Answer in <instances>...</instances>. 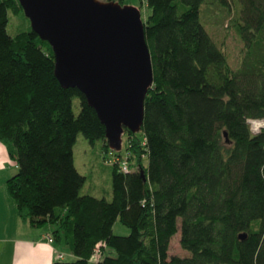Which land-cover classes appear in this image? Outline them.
<instances>
[{
	"label": "trees",
	"instance_id": "trees-1",
	"mask_svg": "<svg viewBox=\"0 0 264 264\" xmlns=\"http://www.w3.org/2000/svg\"><path fill=\"white\" fill-rule=\"evenodd\" d=\"M210 1L240 4L238 70L202 22ZM147 8L155 80L141 132L126 129L130 172L120 156L108 200L82 194L88 178L74 157L80 134L112 152L105 125L80 90L62 86L50 43L33 28L9 34L10 12L27 16L19 0H0V142L19 168L8 191L24 221L55 227L54 242L77 258L53 264H91L99 246L95 264H264V130L248 123L264 120V0ZM118 222L130 235H115ZM180 231L189 255L170 257Z\"/></svg>",
	"mask_w": 264,
	"mask_h": 264
},
{
	"label": "water",
	"instance_id": "water-1",
	"mask_svg": "<svg viewBox=\"0 0 264 264\" xmlns=\"http://www.w3.org/2000/svg\"><path fill=\"white\" fill-rule=\"evenodd\" d=\"M19 1L34 32L52 46L62 86L86 96L111 150L121 152L126 129L138 134L144 126L155 80L140 10L99 0Z\"/></svg>",
	"mask_w": 264,
	"mask_h": 264
},
{
	"label": "rangeland",
	"instance_id": "rangeland-1",
	"mask_svg": "<svg viewBox=\"0 0 264 264\" xmlns=\"http://www.w3.org/2000/svg\"><path fill=\"white\" fill-rule=\"evenodd\" d=\"M99 1L103 3L109 2L107 0ZM118 4L123 7L130 6L139 9L143 19L146 21L149 14L146 0H123ZM239 11L240 4L238 2H234L230 10H225L224 8L214 6L210 1L202 7L201 15L203 24L212 34L217 44L225 51L234 70L241 68L246 54L245 45L233 23V20L239 16ZM31 28L32 24L30 20H28L23 13L15 15L12 11L10 12L8 32L11 36H16L20 32L28 31ZM74 110L76 115L81 111L80 101L78 99L74 102ZM260 121L264 120H259L258 122ZM252 128H254V125ZM262 130H264V128L260 131ZM123 141V150L121 152L112 150V152L107 153L103 141H98L93 145L83 134H80L74 148V157L78 171L88 178L82 190L83 195H92L97 198H107L108 200L112 199L113 166L116 161L119 160L120 156H122L123 160H126L129 156V139L126 135H124ZM114 230L117 236H128L131 233V230L120 222L115 225ZM56 244H58L66 254L64 255V261L74 262V259L70 256L71 250L65 241L56 242ZM169 254L170 257L179 256L182 258L189 255L181 246V231L173 237ZM91 264L95 263L91 262Z\"/></svg>",
	"mask_w": 264,
	"mask_h": 264
},
{
	"label": "crops",
	"instance_id": "crops-1",
	"mask_svg": "<svg viewBox=\"0 0 264 264\" xmlns=\"http://www.w3.org/2000/svg\"><path fill=\"white\" fill-rule=\"evenodd\" d=\"M16 169V170H14ZM9 150L0 142V264H53L66 255L56 241L50 243L55 227L41 229L24 221L8 191V181L18 173ZM54 238V237H53ZM71 252V251H70ZM70 256L77 258L71 252Z\"/></svg>",
	"mask_w": 264,
	"mask_h": 264
},
{
	"label": "built area",
	"instance_id": "built-area-1",
	"mask_svg": "<svg viewBox=\"0 0 264 264\" xmlns=\"http://www.w3.org/2000/svg\"><path fill=\"white\" fill-rule=\"evenodd\" d=\"M146 5H147V0H146ZM259 120H248V123L251 126V130L254 134H259L261 131L260 130H256L255 129V124L258 122ZM254 125V128H252V126ZM122 171L124 173H129L130 172V168L129 165L127 163V160L125 162L122 163ZM48 240L50 243L54 242V238L52 236H48ZM59 258L63 259L64 255H59ZM102 258V251L100 250V246L97 248L94 256L91 259V262L97 263L101 260Z\"/></svg>",
	"mask_w": 264,
	"mask_h": 264
},
{
	"label": "bare ground",
	"instance_id": "bare-ground-1",
	"mask_svg": "<svg viewBox=\"0 0 264 264\" xmlns=\"http://www.w3.org/2000/svg\"><path fill=\"white\" fill-rule=\"evenodd\" d=\"M264 128V121H260V122H257L256 124H255V129L256 130H261V129H263Z\"/></svg>",
	"mask_w": 264,
	"mask_h": 264
}]
</instances>
